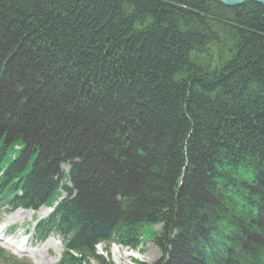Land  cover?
<instances>
[{"label":"trees","instance_id":"trees-1","mask_svg":"<svg viewBox=\"0 0 264 264\" xmlns=\"http://www.w3.org/2000/svg\"><path fill=\"white\" fill-rule=\"evenodd\" d=\"M63 163L59 264L145 232L153 264H264V7L0 0L1 200L50 205Z\"/></svg>","mask_w":264,"mask_h":264},{"label":"rangeland","instance_id":"rangeland-1","mask_svg":"<svg viewBox=\"0 0 264 264\" xmlns=\"http://www.w3.org/2000/svg\"><path fill=\"white\" fill-rule=\"evenodd\" d=\"M16 59H19L16 57ZM20 60V59H19ZM15 60V61H19ZM17 64V63H14ZM11 75V74H10ZM42 217L38 213H28V212H10L8 214H1L0 215V227L3 226V231L6 233L7 230H10L12 237L5 238V236L0 233V248L4 249L5 252H8L10 254H13L15 256L20 257H28L33 263L34 260L38 262V264H50V259L56 258L57 251H60V255L62 252L61 247L57 243L56 240L51 238L49 241V245L42 251V245H38L35 248L37 249V252L34 256V259L23 255L22 253L25 251H28L32 244L30 241V230L32 227V221L37 218ZM29 220V221H28ZM160 226V225H158ZM154 226L152 228V231H158L159 227ZM6 227V228H5ZM5 228V229H4ZM1 230V229H0ZM151 239V236H150ZM149 239V234L147 232L143 235V241H141L140 246L136 249H129V250H121L119 249L118 252H116V256L112 257L107 253H103V246L98 249V253L101 252L105 256V261L110 264H153L155 261L159 258V249L154 245L152 240ZM10 240L13 241V244L6 245L3 241ZM111 250V248L109 249ZM59 255V256H60Z\"/></svg>","mask_w":264,"mask_h":264},{"label":"bare ground","instance_id":"bare-ground-1","mask_svg":"<svg viewBox=\"0 0 264 264\" xmlns=\"http://www.w3.org/2000/svg\"><path fill=\"white\" fill-rule=\"evenodd\" d=\"M210 1H212V0H210ZM213 2H215V1H213ZM215 3H218V2H215ZM245 3H252V2H245ZM245 3H242V4H245ZM218 4H220V3H218ZM242 4H240V5H242ZM259 4V3H258ZM222 5V4H221ZM240 5H237V6H240ZM261 5V4H260ZM224 6V5H223ZM262 7H264L263 5H261ZM224 7H228V6H224ZM230 7H236V6H230ZM39 213H40V215H47V213H48V210H45V209H41L40 211H39ZM62 224H64V225H66L65 223H64V221H63V218H62V222H61ZM67 227H69L68 225H66ZM1 227H3V226H1ZM70 228V227H69ZM49 245V242H47L43 247H42V251L47 247ZM59 252V250L57 251V253ZM35 254V251H31V252H29V255L32 257L33 255ZM57 257L58 256H56V258H54V259H50V261H49V263L50 264H54L56 261H57ZM35 264H38V262H36Z\"/></svg>","mask_w":264,"mask_h":264},{"label":"water","instance_id":"water-1","mask_svg":"<svg viewBox=\"0 0 264 264\" xmlns=\"http://www.w3.org/2000/svg\"><path fill=\"white\" fill-rule=\"evenodd\" d=\"M215 2H218L224 6H237L245 2H254V3H259L264 6V0H212Z\"/></svg>","mask_w":264,"mask_h":264}]
</instances>
